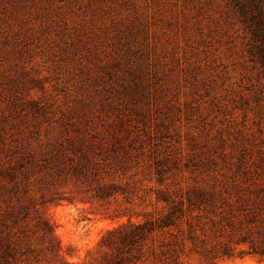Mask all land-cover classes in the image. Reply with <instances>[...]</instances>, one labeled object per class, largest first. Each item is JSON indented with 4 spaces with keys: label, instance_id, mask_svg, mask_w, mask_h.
<instances>
[{
    "label": "rangeland",
    "instance_id": "rangeland-1",
    "mask_svg": "<svg viewBox=\"0 0 264 264\" xmlns=\"http://www.w3.org/2000/svg\"><path fill=\"white\" fill-rule=\"evenodd\" d=\"M250 42L226 0H0V264H89L108 230L195 189L234 220L205 219L210 245L235 246L240 209L264 187Z\"/></svg>",
    "mask_w": 264,
    "mask_h": 264
},
{
    "label": "trees",
    "instance_id": "trees-1",
    "mask_svg": "<svg viewBox=\"0 0 264 264\" xmlns=\"http://www.w3.org/2000/svg\"><path fill=\"white\" fill-rule=\"evenodd\" d=\"M226 4L250 35L251 60L264 69V0H226ZM112 187H99L102 190L99 196L110 195L107 188ZM166 193L158 197V202L163 204L159 212L108 230L99 242L100 255L89 264H189L188 259L193 254L199 255L206 264H217L219 258L232 257L236 253L264 257V187L249 191L245 200L248 207L240 209L248 211L239 222L235 246L229 240L214 245L208 241L209 230L214 229L207 226V218L213 226L217 223L216 216L227 218V224L235 228L234 220L225 216L224 209L221 210L223 206L214 201L213 192L195 189L186 193ZM40 230L48 238L44 253L58 257L62 247L55 241L52 230ZM7 248L5 257H14L11 244Z\"/></svg>",
    "mask_w": 264,
    "mask_h": 264
}]
</instances>
